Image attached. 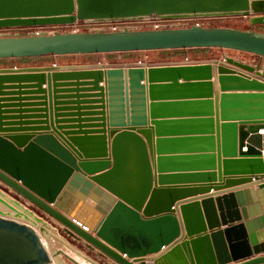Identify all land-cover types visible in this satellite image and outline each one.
I'll list each match as a JSON object with an SVG mask.
<instances>
[{"label": "water", "instance_id": "obj_1", "mask_svg": "<svg viewBox=\"0 0 264 264\" xmlns=\"http://www.w3.org/2000/svg\"><path fill=\"white\" fill-rule=\"evenodd\" d=\"M220 16L244 17L250 29L193 25L0 37V60L205 48L259 58L256 65L226 56L177 64L0 68V182L17 194L0 186V264H101L68 237L116 264H230L264 254V206L258 204L264 197V135L259 134L264 130V32L254 29L264 26V0H0V30ZM215 75L223 94L213 100ZM45 80L56 106L59 94H74L68 99L77 117H94L86 121L99 125L70 139L57 129L60 141L47 128L12 123L21 117L6 115L11 113L3 97L24 88L6 84H29L25 90L38 95L44 94ZM91 92L98 93L86 95ZM93 104L98 107H82ZM215 114L220 115L217 129ZM148 125L155 128V140ZM28 131L41 133L8 135ZM92 141L100 148H89ZM215 144L227 159L219 156L218 175L212 173L211 180L197 175L201 179L195 183L220 182L223 176L257 182L216 199L177 205L211 189L168 186L193 183L175 180L187 176L168 175L180 171L174 161L211 159L214 171L209 154ZM188 147L196 151L175 149ZM243 264H264V256Z\"/></svg>", "mask_w": 264, "mask_h": 264}, {"label": "crops", "instance_id": "obj_2", "mask_svg": "<svg viewBox=\"0 0 264 264\" xmlns=\"http://www.w3.org/2000/svg\"><path fill=\"white\" fill-rule=\"evenodd\" d=\"M237 29L248 30L250 28H248V29L237 28ZM254 29L256 31L264 32V26H261V25L256 26ZM211 49H213V48H211ZM95 56H98V55L91 54V55H71V56H46V57L25 58V59H1L0 60V63H1L0 68L42 67V66H52V65L78 66V65H92V64H98V63H102V64H106V65L109 64V62H103L105 59H103V60L93 59ZM234 58L240 62L251 64V65H256L259 61V58L256 56L250 55L247 53H241V52H236V56H234ZM73 59L82 60L83 62L78 63V62L71 61ZM216 59L222 60V58L220 59L218 57H214V58L209 59V61L216 60ZM187 61H190V60L188 59ZM137 62L151 63V61L147 60L146 58H145V60L144 59L136 60L135 63H137ZM250 75H253V74H250ZM214 77L215 78L213 80V82H214L213 100H215V96L217 94H219V95L223 94V92H221V90H220V84L217 81V76L215 75ZM215 79H216V81H215ZM9 83L6 84V87H14L15 89H18L19 87L24 88V90H8V91H10L9 93H11L13 95L3 97V99L9 101V102H6V105H8V108H5V109H6V112L11 113V114H6V115H9L12 117H17V118L21 117L20 120H12V121H14L12 123H16L17 121H19L17 123L21 122L23 125H26V127H32L29 129H39L40 127L47 128L48 129L47 132L53 133L60 141H61V138L59 136H57L54 131L57 132L59 130L57 133H59L63 139H70L71 137H82L83 136V135L73 136V133H78L80 131L85 132L86 130L93 129V128H87V126L99 125L96 122H87L86 121V120H93L94 117H79V116L77 117L78 111H74L73 109L75 108V106L70 104L71 101H73V99H68L69 97H71V95H74V94H68V92L59 94L60 95L59 96L60 97L59 104H58V106H56L54 99H51V97H50V91H49V86H48L47 80H45V83L42 86L44 94L42 93V94H38V95H36V93H35L36 91L34 89L28 88L25 90V87H29V86H27L29 84H20L17 81L16 82H9ZM143 83L145 84L146 82L144 81ZM104 85L105 84L101 83L100 87H104ZM63 89H65V88H63ZM14 93H16V94H14ZM17 93H21V94L18 95ZM94 93H98V92L86 93V95L95 96ZM227 93H232V92H227ZM236 93H259V92H236ZM53 96H54V94H53ZM147 96H148V94H147ZM94 99H98V98H89L87 101H96ZM95 105L93 104V105L82 106V107H98ZM214 105L216 106V102L214 103ZM87 113H90V112H87ZM83 114H85V112H83ZM147 114H148V121L150 122L151 121L150 120V112L148 111ZM171 115H176V114H171ZM218 118H220L219 114L218 115L215 114V116L213 117V119L215 120L214 128L217 125L216 121ZM176 119H178V118H171L170 121L176 120ZM181 119H190V118H181ZM79 120H81V121H79ZM79 126H81V128H79ZM106 126H107V136H109L108 130H110V128L108 127L109 126L108 122L106 123ZM145 129H151V132L153 135V140H155L157 138L156 137V131H155L154 127H150V125H148ZM216 129H217V126H216ZM216 132L217 131H215L214 136H216ZM39 133H41V132H39V131H28V132H13V133H10L8 135H14V136L15 135H26V136L34 135V136H36ZM66 133H69L70 136L66 135ZM259 134L264 135V130H261L259 132ZM187 144L191 145V146L194 145L193 143H187ZM216 144H215L216 148H215L214 153L209 154V155H214V166H215L214 171L211 170L212 166H209L211 159H203V160H195V161L192 159H184L182 161L181 160L174 161L176 163L180 162L179 163L180 168H178V170H180V171H174L173 173H169L168 175L187 176V177L179 178V179H175V180H187V181H190L193 183L179 184V185H168V186L176 188V189L189 188L191 190H194V189H202V188L204 189L206 187H210L209 189H211L209 192H206V193H198L195 195L189 194L190 196H187V197L183 198L182 200H178L176 202L177 205L180 204V206H181V205H184L183 203H187V202L191 203L192 201L197 202V203H201L203 200H206V199H216L217 197L225 195L226 193H228L230 191H237L239 189H242V187H244L246 185L249 186V184L257 182V180H253V182L248 183V184H242L241 183L242 181H244L241 179H249L250 176H240L243 178H237V177H231V176L224 177L223 176V178L220 182L195 183L194 181L201 179L197 175L204 176L202 178L203 180H211L212 179L211 178L212 173L215 175L219 174V156H221L220 159L222 161L224 159H227V158L223 157L224 155H223L222 150L218 151ZM88 147L91 149L97 150L100 148V145L96 141H92L88 145ZM173 149L174 148H172V150ZM175 149H183L184 151H196V150H193V149H195L194 147L175 148ZM204 149H209V146L208 145L205 146ZM176 151H179V150H176ZM246 151H247V148H245L243 150V152H246ZM155 152H156V146L154 144V153ZM238 152H239V150H238ZM182 153H191V152H182ZM189 155H194V154H172L170 156L176 157V156H189ZM263 155H264V150H263ZM152 164H153V168L156 169V163L154 162ZM172 169H174V168H172ZM99 174L100 173H97L95 175H99ZM171 180H174V179H171ZM235 181H237V182H235ZM232 183H234V184H232ZM258 187H259V185H254L251 188L258 191L259 190ZM259 200L260 201L258 202V204L264 206V197L259 199ZM256 205L257 204H255L253 202L251 204V206H256ZM180 206H179V208H180ZM249 206L250 205L247 204V209ZM179 208H175L177 210L176 214H178V215L181 213ZM76 244L78 247L82 248V250H84V251L87 250L86 249L87 246H85L83 244H81V246H80L79 243H76ZM262 256H264V254L254 255V256H251L249 258H245L243 260H240L238 262H233L230 264H243L245 262L251 261L253 259H256V258H259Z\"/></svg>", "mask_w": 264, "mask_h": 264}, {"label": "rangeland", "instance_id": "obj_3", "mask_svg": "<svg viewBox=\"0 0 264 264\" xmlns=\"http://www.w3.org/2000/svg\"><path fill=\"white\" fill-rule=\"evenodd\" d=\"M200 25L202 27L207 28H250L249 24L247 23V19L244 17H234V16H220V17H203V18H186V19H150L145 21H132V22H121L117 24H91V23H79L77 26H70L63 31L72 32L73 30H78L79 32H90L95 30H102V31H109L113 27L117 28H128L131 30H149L154 29L156 25L159 26V29H169V28H179V27H190L193 25ZM43 32H53L55 31L54 28H45L42 29ZM31 34L33 30L31 28L28 29H13L8 34L12 36L18 34ZM167 51V50H163ZM226 54V55H225ZM229 56L234 58L236 56V51L230 50H171L170 52H161V51H149V52H129V53H115V54H98L93 59L96 60H103V62H109V65L112 64H132L135 63L136 60L144 59L145 58L151 61V64H167V63H181L183 61L189 60L194 62H204L209 61V59L218 57L224 58ZM188 57V58H187ZM237 60V59H236ZM74 62L82 63V60H71ZM14 62V61H13ZM115 62V63H114ZM118 62V63H117ZM33 63V62H32ZM31 63V64H32ZM39 63V62H38ZM1 64V63H0ZM0 186L5 189L6 191L10 190L7 188L3 183L0 182ZM10 193L17 195L14 191L10 190ZM26 205L30 206L31 204L20 198ZM32 206V205H31ZM45 218H49L45 216L43 213L39 212ZM56 223V221H55ZM60 225V224H59ZM63 227V226H62ZM69 241L75 245L79 243L87 246L85 243L75 240L71 237H68ZM77 239V238H76ZM85 251L88 255L99 261L101 264H116L109 258L105 257L104 255L100 254L97 250H93L89 247L86 248ZM99 255V256H98Z\"/></svg>", "mask_w": 264, "mask_h": 264}, {"label": "built area", "instance_id": "obj_4", "mask_svg": "<svg viewBox=\"0 0 264 264\" xmlns=\"http://www.w3.org/2000/svg\"><path fill=\"white\" fill-rule=\"evenodd\" d=\"M78 24L76 25H73V26H77ZM198 25V24H197ZM200 26V25H199ZM68 27L70 26H61V27H44V28H31L33 30V32L31 34H35V35H39V34H42V33H47V32H43L42 29H45V28H54L55 31L53 32H50V33H47V34H50V35H53L55 33H81L79 32L78 30H73L72 32H69V31H63L64 29H67ZM154 29H159V26L156 25L154 27ZM11 30L13 29H4V30H0V37L2 36H12L11 34H8L7 32H10ZM121 30V28H117V27H113L111 28L109 31H119ZM24 33V32H23ZM187 61V60H186Z\"/></svg>", "mask_w": 264, "mask_h": 264}, {"label": "bare ground", "instance_id": "obj_5", "mask_svg": "<svg viewBox=\"0 0 264 264\" xmlns=\"http://www.w3.org/2000/svg\"><path fill=\"white\" fill-rule=\"evenodd\" d=\"M147 21V20H146ZM11 195H14L11 193ZM50 223H52L53 225L57 226L58 228H60L61 230L64 231V227H62L61 225H59L58 222L55 223V220L51 219V218H46ZM99 256V255H98Z\"/></svg>", "mask_w": 264, "mask_h": 264}, {"label": "trees", "instance_id": "obj_6", "mask_svg": "<svg viewBox=\"0 0 264 264\" xmlns=\"http://www.w3.org/2000/svg\"><path fill=\"white\" fill-rule=\"evenodd\" d=\"M190 50H203V51H209V50H213L210 48H205V49H190ZM217 50H221V49H217ZM171 50H167V51H161V52H170ZM174 51V50H173ZM188 58V57H187ZM189 59V58H188Z\"/></svg>", "mask_w": 264, "mask_h": 264}]
</instances>
